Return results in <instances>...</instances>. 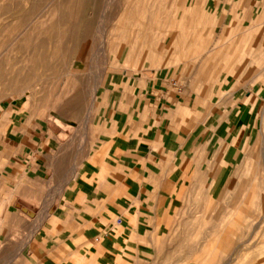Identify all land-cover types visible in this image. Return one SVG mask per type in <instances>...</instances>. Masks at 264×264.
<instances>
[{
  "label": "crops",
  "instance_id": "0c3cea01",
  "mask_svg": "<svg viewBox=\"0 0 264 264\" xmlns=\"http://www.w3.org/2000/svg\"><path fill=\"white\" fill-rule=\"evenodd\" d=\"M133 31L97 113L0 125V264H264V0Z\"/></svg>",
  "mask_w": 264,
  "mask_h": 264
},
{
  "label": "rangeland",
  "instance_id": "374dc122",
  "mask_svg": "<svg viewBox=\"0 0 264 264\" xmlns=\"http://www.w3.org/2000/svg\"><path fill=\"white\" fill-rule=\"evenodd\" d=\"M158 1L0 0V125L97 113L95 91L124 66L120 40Z\"/></svg>",
  "mask_w": 264,
  "mask_h": 264
}]
</instances>
